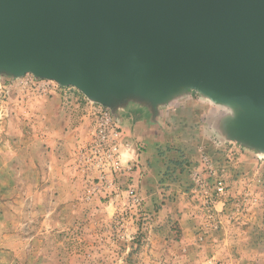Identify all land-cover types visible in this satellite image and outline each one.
<instances>
[{"label":"rangeland","instance_id":"obj_1","mask_svg":"<svg viewBox=\"0 0 264 264\" xmlns=\"http://www.w3.org/2000/svg\"><path fill=\"white\" fill-rule=\"evenodd\" d=\"M79 97L0 76V264H264V155L226 139L227 108L195 92L160 107L143 161L123 131L139 105L111 111L123 169L111 175L87 151L96 125ZM53 116L82 131L59 159L68 185L49 188L47 144L38 163L21 153Z\"/></svg>","mask_w":264,"mask_h":264},{"label":"water","instance_id":"obj_2","mask_svg":"<svg viewBox=\"0 0 264 264\" xmlns=\"http://www.w3.org/2000/svg\"><path fill=\"white\" fill-rule=\"evenodd\" d=\"M25 75L112 112L195 92L264 155V0H0V76Z\"/></svg>","mask_w":264,"mask_h":264},{"label":"crops","instance_id":"obj_3","mask_svg":"<svg viewBox=\"0 0 264 264\" xmlns=\"http://www.w3.org/2000/svg\"><path fill=\"white\" fill-rule=\"evenodd\" d=\"M78 101L82 105V108L85 109V103L83 98L79 97ZM133 110L135 111H132L127 114L130 117L127 118L123 115V131H125L126 135L130 136L129 139H133L137 142H142L145 145L146 152H142L141 154H139V158H141V160L143 161V159L146 158L149 153H153L156 144L160 141L157 136L151 134L152 130H156L157 122L160 119L159 116L156 117L149 109L145 107L139 106ZM123 112L126 113L127 111ZM160 112L161 111H159L158 109L157 114H160ZM46 120H50L48 122L51 123V126H46V128L44 129L45 132H43L42 136H38L37 134H35V149H31V147L29 148L28 146H24L22 149L23 153L21 154H23L26 159V155H30V153L26 151L27 148L30 151L34 150V160H36V162L38 163V157L39 155H41V153H43V149L47 150V147H49L50 151L47 152L48 157H46L47 159L44 162V167H46V170L44 171V169L42 168L44 180L47 181L46 186L49 188H55V186L61 187L63 186L62 180L65 181L64 183L67 186L69 183L68 178L66 174L65 176L62 175L64 168L63 166H61L62 161H60L59 159L64 157V151H68L72 147V145L74 144V133L75 131L77 132V130L82 131L80 127L82 125H80L74 130H70V133L68 132L69 129L66 130V125H64V127L62 126L63 124H67L66 121L69 120L68 117L64 118L60 116H53V118H46ZM44 122L41 121V123ZM44 143L47 144V147L44 146ZM130 154L133 155V152L130 151ZM65 172H68L66 167Z\"/></svg>","mask_w":264,"mask_h":264},{"label":"built area","instance_id":"obj_4","mask_svg":"<svg viewBox=\"0 0 264 264\" xmlns=\"http://www.w3.org/2000/svg\"><path fill=\"white\" fill-rule=\"evenodd\" d=\"M25 85H31L36 90L42 91H63L64 88L58 86L55 82L49 80H40L34 78L32 75H25L22 78ZM85 107L90 111L93 116L96 128L94 131V140L88 147V152L91 156H100L102 166L111 175L122 171L120 162L121 157V143L119 141L122 134L119 118L114 115L110 109L105 108L99 104L88 101L83 97ZM218 191H222L221 185Z\"/></svg>","mask_w":264,"mask_h":264}]
</instances>
